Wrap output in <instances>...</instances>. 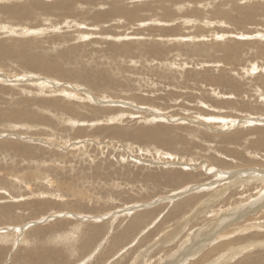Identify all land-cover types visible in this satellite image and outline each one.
<instances>
[{
    "label": "rangeland",
    "instance_id": "374dc122",
    "mask_svg": "<svg viewBox=\"0 0 264 264\" xmlns=\"http://www.w3.org/2000/svg\"><path fill=\"white\" fill-rule=\"evenodd\" d=\"M192 2L0 0V264H264V0Z\"/></svg>",
    "mask_w": 264,
    "mask_h": 264
},
{
    "label": "bare ground",
    "instance_id": "6f19581e",
    "mask_svg": "<svg viewBox=\"0 0 264 264\" xmlns=\"http://www.w3.org/2000/svg\"><path fill=\"white\" fill-rule=\"evenodd\" d=\"M31 1H33V0H31ZM55 1H56V0H55ZM108 1H109V0H108ZM163 1H165V0H163ZM177 1H178V0H177ZM194 1L196 2V0H194ZM227 1H229V0H227ZM35 2H36V1H35ZM106 2H107V1H106ZM114 2H115V1H114ZM148 2H149V1H148ZM172 2H174V1H172ZM181 2H182V1H181ZM191 2H192V0H191ZM233 2H234V0H233ZM29 3H30V2H29ZM142 3H143V2H142ZM186 3L188 4V1H187ZM189 3H190V2H189ZM196 3H197V2H196ZM204 3H205V2H204ZM51 4H52V3H51ZM110 4H111V3H110ZM112 4H113V3H112ZM122 4H123V3H122ZM127 4H128V3H127ZM148 4H149V3H148ZM176 4H178V3L176 2ZM182 4H183V2H182ZM192 4H193V2H192ZM192 4H191V5H192ZM199 4H200V3H198V5H199ZM202 4H203V0H202ZM202 4H200L201 7L204 5V4H203V5H202ZM221 4H222V2H221ZM224 4H225V3H224ZM234 4H235V3H234ZM242 4H243V3H242ZM246 4H247V3H246ZM6 5H7V4H6ZM12 5H13V4H12ZM19 5H20V3H19ZM22 5H24V4H22ZM26 5H27V3H25V6H26ZM29 5H30V4H29ZM38 5H39V4H38ZM95 5H96V4H95ZM159 5H160V4H159ZM161 5H162V4H161ZM163 5H164V4H163ZM167 5H168V4H167ZM167 5H166V6H167ZM185 5H186V4H185ZM193 5H194V4H193ZM198 5H197V6H198ZM2 6H5V5H2ZM10 6H11V5H10ZM10 6H6V7H7V8L9 7V10H11V9H10ZM13 6H14V5H13ZM25 6H24V7H21V6H20V9H19V6H17V7H12V9H13L12 11H16V13L19 12V14L26 13V12H27V11H26V8H27V9H30V7H29V6H26V7H25ZM30 6H31V5H30ZM119 6H121V5H119ZM126 6H127V5H126ZM131 6H132V5H131ZM134 6H135V5H134ZM134 6H133V7H134ZM142 6H143V5H142ZM168 6H169V5H168ZM171 6H173V5H171ZM176 6H178V5H176ZM176 6H175V8H176ZM197 6H196V7H197ZM204 6H207V4L204 5ZM216 6H218V5H216ZM235 6H236V5H234L233 8H234V10H237L239 7H235ZM237 6H239V5H237ZM6 7H2V8H5V9H6ZM28 7H29V8H28ZM31 7H32V6H31ZM135 7H136V6H135ZM180 7H181V4H180ZM190 7H191V6H190ZM250 7H251V6H250ZM0 8H1V6H0ZM110 8H112V7L110 6ZM140 8H141V7L137 8V9H140ZM142 8H143V7H142ZM144 8H145V7H144ZM152 8H153V7H152ZM158 8H159V7H158ZM172 8L174 9V7H172ZM177 8H179V7H177ZM183 8H185V7L183 6L182 9H183ZM210 8H211V7H210ZM35 9H36V8H35ZM101 9H104V8L101 7ZM114 9H115V8H114ZM131 9H134V8H131ZM164 9H167V8L164 7ZM164 9H163V10H164ZM193 9H196V8H193ZM198 9H200V8H198ZM203 9H204V8H203ZM203 9H202V10H203ZM207 9H208V8H207ZM207 9H205V10H207ZM3 10H4V9H3ZM30 10H33V9H30ZM39 10H40V9H39ZM95 10H97V9H95ZM108 10H109V9H108ZM112 10H113V8H112ZM115 10H116V9H115ZM115 10H114V11H115ZM140 10H141V9H140ZM147 10H148V9H147ZM157 10H158V9H157ZM157 10H156V11H157ZM170 10H171V9H170ZM170 10L167 9V11H170ZM185 10H186V9H185ZM191 10H192V8H191ZM234 10H233V11H234ZM33 11H34V10H33ZM36 11H37V9H36ZM132 11H133V10H132ZM132 11H131L130 13H132ZM135 11H138V10L135 9ZM151 11H152V9H151ZM179 11H181V8H180L177 12H179ZM186 11H187V10H186ZM186 11H185V12H186ZM193 11H194V14H195V10H193ZM210 11H211V9H210ZM222 11H223V10H222ZM222 11H221V12H222ZM233 11H232L230 14H232ZM241 11H242V10H241ZM253 11H254V12H257V13L261 12V10H260L259 8H257L256 6L251 7L250 10H247L246 8L244 9V12H246V13H245V14H246V17H248V18H250V16H251L250 14H254ZM8 12H9V11H8ZM101 12H102V11H101ZM117 12H118V11H117ZM133 12H134V11H133ZM154 12H155V11H154ZM163 12H164V11H163ZM171 12H172V11H170V13H171ZM198 12H199V11H198ZM198 12L196 11V13H198ZM238 12H239V11H238ZM27 13H28V12H27ZM103 13H106V11H104ZM110 13H111V15L113 14L112 12H110ZM134 13H135V12H134ZM158 13H159V12H158ZM161 13H162V12H161ZM180 13H182V12H180ZM188 13H191V11L188 12ZM199 13H201V12H199ZM215 13H216V12H215ZM225 13H226V11H225ZM242 13H243V12H242ZM118 14H119V12H118ZM127 14H128V13H127ZM132 14H133V13H132ZM137 14H138V13H137ZM141 14H142V13H140V15H141ZM143 14H144V13H143ZM146 14H147V13H146ZM148 14H150V13H148ZM156 14H157V12H156ZM165 14L168 15L169 13H165ZM184 14H186V13H184ZM191 14H192V16H193V13H191ZM191 14H190V15H191ZM239 14H240V13H239ZM94 15H95V13L93 14V16H94ZM100 15H101V13H100ZM111 15H109V17H110ZM144 15H145V14H144ZM151 15H152V14H151ZM159 15H160V14H159ZM171 15H172V14H171ZM228 15H229V14H228ZM98 16H99V15H98ZM103 16H104V15H103ZM135 16H136V15H135ZM142 16H143V15H142ZM153 16H154V15H153ZM160 16H161V15H160ZM221 16H222V15H221ZM235 16H236V15H235ZM255 16H256V15H255ZM94 17H95V16H94ZM105 17H107V15H106ZM113 17H114V16H113ZM145 17H146V16H145ZM149 17H150V16H149ZM163 17H164V15L162 16V18H163ZM212 17H213V16H212ZM218 17H219V15H218ZM228 17H229V16H228ZM233 17H234V16H233ZM233 17H232V18H233ZM236 17H237V16H236ZM241 17H243V16H241ZM126 18H129V17H126ZM136 18H137V17H136ZM136 18H135V21H138V19L136 20ZM138 18H140V16H139ZM165 18H166V17H165ZM173 18H174V17H173ZM176 18H177V17H176ZM178 18H179V17H178ZM178 18H177V19H178ZM182 18H183V17H182ZM210 18H211V17H210ZM216 18H217V17H216ZM216 18H215V19H216ZM224 18H225V17H224ZM251 18H252V16H251ZM251 18H250V19H251ZM92 19H95V18L92 17ZM116 19H118V18H116ZM122 19H123V18H122ZM131 19H132V18H131ZM146 19H147V18H146ZM157 19H158V18H157ZM159 19H160V18H159ZM177 19H176V20H177ZM184 19H186V17H185ZM190 19H191V18H190ZM190 19H189V20H190ZM192 19L194 20V18H192ZM197 19H198V18H197ZM200 19H201V18L199 17V21H200ZM222 19H223V18H222ZM226 19H227V18H226ZM236 19H237V18H236ZM253 19H254V15H253ZM97 20H98V19H97ZM120 20H121V18H120ZM124 20H125V19H124ZM127 20H128V19H127ZM139 20H140V19H139ZM142 20H143V19H142ZM147 20H148V19H147ZM151 20H152V19H151ZM153 20L155 21L154 18H153ZM161 20H163V19H161ZM179 20H180V18H179ZM195 20H196V19H195ZM220 20H221V19H220ZM224 20H225V19H224ZM237 20H238V19H237ZM55 21H56V20H55ZM86 21H87V20H86ZM88 21H89V20H88ZM90 21H92V20H90ZM90 21H89V23H90ZM104 21H105V20H104ZM118 21H119V20H118ZM128 21H129V20H128ZM159 21H160V20H159ZM163 21H164V20H163ZM174 21H175V20H174ZM174 21H172V22H174ZM187 21H188V20H187ZM191 21H192V20H191ZM240 21H241V20H240ZM242 21H243V18H242ZM245 21H246V20H245ZM247 21H249V19H248ZM52 22H53V21H52ZM52 22H51V24H52ZM130 22H131V21H130ZM170 22H171V21H170ZM177 22H178V21H177ZM180 22H181V21H180ZM182 22L184 23V21H182ZM182 22H181L180 24H182ZM235 22H236V21H235ZM58 23H59V22H58ZM58 23H57V25H58ZM89 23H88V24H89ZM94 23H96V22H94ZM103 23H104V22H103ZM110 23H111V22H110ZM124 23H126V22L124 21ZM136 23H137V22H136ZM140 23H141V22H140ZM143 23H144V20H143ZM146 23H147V22H146ZM157 23H160V22H157ZM193 23H194V22H193ZM204 23H205V22H204ZM242 23H243V22H242ZM38 24H39V23H38ZM61 24H62V23H61ZM91 24L93 25V23H90V25H91ZM96 24H97V23H96ZM121 24H123V23H120V26H121ZM163 24H164V23H163ZM175 24H176V23H175ZM186 24H187V23H186ZM189 24H190V22H189ZM197 24H198V23H197ZM236 24H237V22H236ZM238 24L241 25V23H238ZM54 25H56V24L54 23ZM62 25H66V23H65V24L63 23ZM67 25H68V23H67ZM67 25H66V26H67ZM94 25H95V24H94ZM94 25H93V26H94ZM104 25H105V24H104ZM108 25H109V24L107 23L106 26H108ZM110 25H111V24H110ZM116 25H117V23H116ZM125 25H126V24H125ZM128 25H129V24H128ZM168 25H169V24H168ZM176 25H177V24H176ZM178 25H179V23H178ZM178 25H177V27H178ZM182 25H183V24H182ZM184 25H185V23H184ZM195 25H196V23H195ZM198 25H199V24H198ZM198 25H196V26H198ZM200 25H201V24H200ZM203 25H204V24H203ZM203 25H202V26H203ZM50 26H52L53 28L57 27V26L54 27L53 25H50ZM66 26H65V27H66ZM71 26H72V25H71ZM80 26H81V25H80ZM84 26H85V25H84ZM100 26H101V25H100ZM131 26H132V22H131ZM162 26L165 27L164 25H162ZM171 26H172V25H171ZM180 26H181V25H180ZM191 26H192V25H191ZM202 26H201V27H202ZM34 27H35V26H34ZM37 27H39V26H37ZM40 27H41V26H40ZM44 27H45V26H44ZM52 27H50V28H52ZM58 27H59V26H58ZM60 27H61V25H60ZM69 27H70V26H69ZM69 27H68V28H69ZM78 27H79V26H78ZM85 27H86V26H85ZM87 27H89V26H87ZM90 27H92V26H90ZM97 27H98V26H97ZM108 27H109V26H108ZM116 27H117V26H116ZM126 27H128V26H126ZM136 27H137V26H136ZM138 27H139V26H138ZM160 27H161V26H160ZM172 27H174V26H172ZM199 27H200V26H199ZM199 27H198V28H199ZM66 28H67V27H66ZM70 28H71V27H70ZM80 28H81V27H80ZM92 28H93V27H92ZM94 28H95V27H94ZM106 28H107V27H106ZM111 28H112V27H111ZM111 28H110V29H111ZM139 28H141V27H139ZM165 28H166V27H165ZM185 28H186V27H185ZM202 28H203V27H202ZM208 28H209V27H208ZM27 29H28V28H27ZM36 29H37V28H35V30H36ZM163 29H164V28H163ZM176 29H177V28H176ZM68 30H69V29H68ZM100 30H101V29H100ZM107 30H108V29H107ZM107 30H106V31H107ZM138 30H139V29H138ZM179 30H180V29H179ZM103 31H104V30H103ZM109 31H110V30H109ZM119 31H120V29H119ZM119 31H118V32H119ZM181 31H182V30H181ZM118 32H117V33H118ZM125 32H126V31H125ZM102 33H103V32H102ZM171 33H172V32H171ZM97 34H98V33H97ZM105 34H106V32H105ZM196 34H197V33H196ZM196 34H195V35H196ZM158 35H159V34H158ZM180 35H181V34H180ZM195 35H194V36H195ZM197 35H198V34H197ZM216 35H217V34H216ZM233 35H234V34H233ZM87 36H88V34H87ZM98 36H99V35H98ZM199 36H200V35H199ZM263 36H264V35H263ZM57 37H58V36H57ZM113 37H114V36H113ZM118 37H119V36H118ZM142 37H143V36H142ZM144 37H146V36H144ZM148 37H149V36H148ZM173 37H174V36H173ZM195 37H196V36H195ZM197 37H198V36H197ZM201 37H204L203 34L200 36V38H201ZM249 37H250V36H249ZM68 38H69V37H68ZM104 38H105V37H104ZM106 38H107V37H106ZM157 38H159V37L157 36ZM165 38H167V37H165ZM192 38H194V37H192ZM241 38H242V37H241ZM66 39H67V38H66ZM79 39H80V38H79ZM82 39H83V38H82ZM113 39H114V38H113ZM162 39H163V38H162ZM98 40H99V39H98ZM100 40H101V39H100ZM102 40H103V39H102ZM194 40H195V39H194ZM125 41H126V40H125ZM180 41H181V40H180ZM1 42H2V41H1ZM98 42H100V41H98ZM118 42H119V40H118ZM118 42H117L116 44H117V46H120L121 43L118 44ZM172 42H173V41H172ZM182 42H183V41H182ZM5 43H6V42H4V45H5ZM84 43H85V42H84ZM90 43H91V42H90ZM1 44H3V43H1ZM1 44H0V46H1ZM6 44H7V43H6ZM40 44H41V43H40ZM124 44H126V43H123V45H124ZM129 44H132V43L130 42V43H128V45H129ZM138 44H139V43H138ZM140 44H141V43H140ZM179 44H180V43H179ZM179 44H178V45H179ZM79 45L82 46V44H79ZM83 45H84V44H83ZM87 45H88V44H87ZM111 45L113 46L112 43H111ZM126 45H127V44H126ZM143 45H144V44H143ZM143 45H141V46H143ZM151 45H152V43H151ZM169 45H170V44H169ZM7 46H8V45H7ZM68 46H69V45H68ZM73 46H74V45H73ZM114 46H115V45H114ZM114 46H113V47H114ZM134 46H135V45H134ZM156 46H157V45H156ZM170 46H172V45H170ZM2 47H3V45H2ZM2 47H1V48H2ZM5 47H6V46H5ZM5 47H4V48H5ZM69 47H70V46H69ZM77 47H80V46H77ZM77 47H76V48H77ZM110 47H111V46H110ZM129 47H130V46H129ZM132 47H133V46H131V49H132V50H133V48H136V47H133V48H132ZM143 47H145V46H143ZM143 47H142V48H143ZM146 47H147V45H146ZM165 47H166V46H165ZM180 47H181V46H180ZM4 48H3V49H4ZM7 48H10V46H9V47H6V49H7ZM21 48H22L21 51H23L24 48H23V47H21ZM70 48H71V47H70ZM86 48H87V47H86ZM117 48H118V47H117ZM119 48H120V47H119ZM122 48L124 49L125 47L122 46ZM161 48H162V47H161ZM6 49H5V51L7 52L9 49H7V50H6ZM72 49H74V47H73ZM136 49H137V48H136ZM143 49H144V48H143ZM147 49H150V48H149V45H148V48H147ZM158 49H159V48H158ZM167 49H168V48H167ZM208 49H209V48H208ZM228 49H230V47H229ZM232 49H233V47H232ZM11 50L13 51V49H11ZM14 50H15V49H14ZM63 50H64V48H63ZM66 50H67V48L64 50V52H65ZM126 50H127V49H126ZM128 50H129V49H128ZM139 50H140V49H139ZM141 50H142V49H141ZM165 50H166V49H165ZM230 50H231V49H230ZM24 51H25V50H24ZM109 51H112V50L109 49ZM117 51H119V50H117ZM129 51H130V50H129ZM151 51H152V50H151ZM151 51H150V52H151ZM153 51H154V50H153ZM162 51H163V50H162ZM162 51H161V52H162ZM9 52H10V51H9ZM9 52H8V53H9ZM19 52H20V51H19ZM66 52L68 53V50H67ZM113 52H114V50H113ZM113 52H112L111 54H113ZM137 52H138V51H137ZM164 52H166V51H164ZM164 52H163V53H164ZM8 53H7V54H8ZM67 53H66V54H67ZM115 53H116V51H115ZM124 53H125V52H124ZM127 53H128V52H126V54H127ZM134 53H135V52H134ZM134 53H133V54H134ZM143 53H146V52H143ZM156 53H157V52H156ZM163 53H162V54H163ZM179 53L181 54V50H180ZM202 53H203V52H202ZM5 54H6V53H5ZM9 54H10V53H9ZM11 54H12V52H11ZM16 54H17V53H16ZM24 54H25V53H24ZM24 54H23V55H24ZM116 54H117V53H116ZM121 54H123V51H122ZM149 54H150V53H149ZM167 54H168V53H167ZM171 54H173V53H171ZM26 55H27V54H26ZM26 55H25V56H26ZM129 55H130V54L128 53V56H129ZM136 55H137V54H136ZM141 55H142V53H141ZM143 55H144V57H145V54H143ZM154 55H155V53H154ZM8 56H9V55H8ZM8 56H5V57H8ZM11 56H12V55H11ZM25 56H24V58H27V57H25ZM29 56H30V55H29ZM118 56H119V55H118ZM124 56H125V55H124ZM131 56H132V55H131ZM147 56H148V55H147ZM149 56H150V55H149ZM160 56H161V54L159 55V57H160ZM134 57H135V55H134ZM137 57H138V56H137ZM151 57H152V55H151ZM153 57L155 58L156 56H153ZM171 57H172V56H171ZM181 57H182V56H181ZM3 58H4V57H3ZM8 58H10V57H8ZM20 58H22L21 60L24 59V58L22 57V54H21ZM31 58H33V57H31ZM36 58H38V59H40V61H42L41 58H39V57H36ZM36 58H35V59H36ZM156 58H158V57H156ZM166 58H167V56H166ZM169 58H170V56H169ZM169 58H168V60L166 59L165 61H169ZM11 59H12V58H11ZM27 59H28V58H27ZM33 59H34V58H33ZM65 59H66V58H65ZM144 59H145V58H144ZM170 59H171V58H170ZM30 60H31V59H30ZM30 60H29V61H30ZM36 60H37V59H36ZM140 60H141V59H140ZM142 60H143V59H142ZM147 60H148V59H147ZM147 60H146V61H147ZM23 61H24V63H25V60H23ZM26 61H27V60H26ZM29 61H27L28 64H30ZM37 61H39V60H37ZM137 61H138V60H137ZM155 61H157V59H156ZM31 62H32V61H31ZM43 62H44L45 64L42 63V62H39V63H40L42 66H43V65H46V66H47V64H49L48 62L46 63V61H43ZM51 62H53V61L51 60ZM175 62H176V60H175ZM33 63L35 64L36 61L34 60ZM151 63H152V62H151ZM151 63H150V65H151ZM165 63H166V62H165ZM170 63H172V62H170ZM176 63H177V62H176ZM22 64H23V62H22ZM28 64H27V65H28ZM37 64H38V63H37ZM37 64H35V65H37ZM40 64H39V65H40ZM56 64H57V63H56ZM147 64H148V63H147ZM147 64H146V65H147ZM160 64H161V62H160ZM160 64H159V65H160ZM172 64H174V63H172ZM202 64H203V63H202ZM57 65H58V64H57ZM46 66H45V68H46ZM179 66H180V65H179ZM179 66H177V67H179ZM256 66H257V65H256ZM30 67H31V68H34L35 66L32 67V63H31V66H30ZM58 67H60V66H58ZM84 67H86V66H84ZM165 67H166V66H164L163 70L161 69L162 72L164 71ZM37 68H39V67L37 66ZM40 68H41V66H40ZM47 68H48V71H50V70H49V67H47ZM52 68H55V66L53 65ZM43 69H44V67H43ZM50 69H51V67H50ZM145 69H147V68H145ZM168 69H169V68H168ZM41 70H42V69H41ZM57 70H58V69H57ZM59 70H61V68H60ZM84 70H86V69H83V71H84ZM159 70H160V69H159ZM161 70H160V72H158V73H161V74L164 75L165 72L162 73ZM166 70H167V68H166ZM169 70H172V69H169ZM42 71H43V70H42ZM48 71H47L46 73H49ZM53 71H54V69H53ZM67 71H69V70H67ZM76 71H77V70H76ZM78 71L80 72V70H78ZM81 71H82V69H81ZM87 71H88V70H87ZM157 71H158V70H156V72H157ZM172 71H173V70H172ZM172 71H171V73H173V75H174V72H172ZM256 71H257V69H256ZM54 72H55V71H54ZM63 72H64V71H63ZM84 72H86V71H84ZM84 72H83V74H84ZM202 72H204V71H202ZM50 73H51V71H50ZM58 73H59V72H58ZM61 73H62V72H61ZM65 73H66V74H65ZM65 73H64V75H67L68 72L65 71ZM75 73H76V72H75ZM86 73H87V72H86ZM158 73H157V75H158V78H159V74H158ZM166 73H167V72H166ZM54 74H55V73H54ZM72 74H73V73H72ZM90 74H91V73H90ZM90 74H89V75H90ZM60 75H61V74H60ZM62 75H63V74H62ZM62 75H61V76H62ZM64 75H63V76H64ZM68 75H69V74H68ZM68 75H67V76H68ZM76 75H77V73H76ZM76 75H74V76H76ZM81 75H82V74H81ZM86 75L88 76V74H86ZM86 75H85V76H86ZM104 75H105V74H104ZM104 75H103V76H104ZM165 75H167V74H165ZM204 75H206V74H204ZM67 76H65V77H67ZM105 76H106V75H105ZM105 76H104V77H105ZM168 77H170L169 74H168ZM68 78H69V77H68ZM81 78H82V77H80V79H81ZM90 78H91V77H90ZM105 78H106V77H105ZM161 78H163V77H161ZM45 79H46V78H45ZM70 79H71V77H70ZM72 79L74 80L73 77H72ZM72 79H71V80H72ZM75 79H76V77H75ZM78 79H79V78H78ZM85 79H86V77H85ZM106 79H107V78H106ZM203 79H204V77H203ZM208 79H209V78H208ZM48 80H49V78H48ZM88 80H89V79H88ZM88 80H85V81H88ZM99 80H100V77H99ZM162 80H163V79H162ZM205 80H206V79H205ZM82 82H83V81H82ZM88 82H89V81H88ZM165 82H166V81H165ZM209 83H210V82H209ZM101 84H102V82H101ZM101 84H100V85H101ZM164 84H165V83H164ZM27 85H28V84H27ZM32 85H33V84H32ZM35 85L37 86V84H35ZM46 85H47V84H46ZM160 85L162 86L163 84H161V82H160ZM209 85H210V84H209ZM101 86H103V85H101ZM205 86H206V85H205ZM211 86H214L213 83H212ZM27 87H28V86H27ZM94 87H95V86H94ZM97 87H99V86H97ZM103 87H104V86H103ZM216 87H217V86H216ZM216 87H215V88H216ZM32 88H33V87H32ZM34 88H35V87H34ZM68 88H69V87H68ZM75 88H76V87H75ZM77 88H78V87H77ZM100 88H101V87H100ZM35 89H36V88H35ZM41 90H42V89H41ZM86 92H87V91H86ZM42 94H43V93H42ZM86 94H88V93H86ZM69 95H70V94H69ZM200 95H201V94H200ZM64 96H65V95H64ZM69 97H70V96H69ZM217 100H219V99H217ZM202 101H203V100H202ZM47 102H48V101H47ZM47 102H46V103H47ZM205 102H206V101H205ZM44 103H45V102H44ZM217 103H218V101H217ZM217 103H216V104H217ZM204 104H205V103H204ZM44 105H45V104H44ZM198 106H199V105H198ZM203 109H204V108H203ZM198 110H200V109L197 108V110H196L197 113H198ZM204 111H205V109H204ZM155 112H157V111H155ZM199 112H200V111H199ZM201 112H202V109H201ZM24 113H26V112H24ZM120 116H121V115H120ZM162 116H163V115H162ZM198 116H199V115H198ZM154 117H158V116H154ZM112 118H113V116H112ZM159 118H160V117H159ZM159 118H158V119H159ZM168 118L171 119V117H168ZM173 118H174V117H173ZM173 118H172V120H174ZM163 119H164V118H163ZM176 119H177V117H176ZM182 119H183V118H182ZM167 120H168V119H167ZM44 121H45V120H44ZM176 121H177V120H176ZM202 121H203V120H202ZM228 121H229V120H228ZM228 121H227V122H228ZM244 121H245V120H244ZM250 121H251V120H250ZM255 121H256V120H255ZM257 123H259V122H257ZM81 124H82V123H81ZM260 124H261V123H260ZM260 124H259V125H260ZM154 126H155V125H154ZM184 126H185V125H184ZM149 127H150V126H149ZM152 127H153V126H152ZM156 127H157V126H156ZM159 127H160V126H159ZM182 127H183V126H182ZM145 128L148 129V126L145 127ZM145 128H144V129H145ZM154 128H155V127H154ZM103 129H104V128H103ZM156 129H157V128H156ZM156 129H152V128L150 127V130L147 131L148 133L146 132V135H148V137L159 138V133H160L159 131H160V130H156ZM160 129H161V128H160ZM122 132H123V131H122ZM120 133H121V132H120ZM241 133H242V132H241ZM123 134H125V133H123ZM237 134H239V133H237ZM162 135H163V134H162ZM232 136H233V135H232ZM225 137H226V136H225ZM232 138H233V137H232ZM165 140H166V139H165ZM260 142H261V141H260ZM76 144H77V143H75V145H76ZM71 148H72V147H71ZM165 156H166V155H165ZM258 173H259V171L257 170V171H254L253 174H251V175H253V177H254V176H255L256 178L259 177L260 179L264 180V172L261 171L259 174H258ZM167 174L169 175L170 173H167ZM177 174H179V173H176V174H174V175L172 174L173 176L170 177V179H171L172 181L176 182L175 184H177V182H181V184H182V176H181V175H177ZM226 174H227V173H226ZM224 175H225V174H224ZM237 175H242V174L234 173V174H231V175L229 176V178H231V182H232V183H233V180H234V179L238 180V179L241 178V177H236ZM244 175H245V174H243V176H244ZM249 177H250V176H249ZM168 179H169V178H168ZM225 180H226V179H225ZM256 180H258V179H256ZM253 181H255V179H254ZM174 182H173V183H174ZM183 182H185V181H183ZM169 183H170V182H169ZM257 183H258V182H257ZM263 183H264V181H263ZM178 185H180V184H178ZM212 186H213V185H212ZM209 187H210V186H209ZM205 188H206V187H205ZM254 189H255V188H254ZM245 190H246V189H245ZM192 191H193V190H192ZM249 192H251V191H249ZM238 193H239V192H238ZM178 196H179V195H178ZM230 197H232V196H230ZM230 197H229V198H230ZM197 198H198V197H197ZM199 198H200V197H199ZM229 198H228V200H229ZM236 198H237V197H236ZM238 198H239V196H238ZM230 199H231V198H230ZM193 200H194V199H192V202H194ZM196 200H197V199H196ZM226 200H227V199H226ZM259 200H262V201L264 200V194H263V196H260V199H259ZM234 201H236V200L234 199ZM262 201H261V202H262ZM215 202H216V201H215ZM258 202H260V201H258ZM187 203H189V202H187ZM228 203H229V202H228ZM230 203H231V202H230ZM193 204H194V203H193ZM177 205H178V204H177ZM189 205H190V204H189ZM186 206H187V205H186ZM235 206H237V205H235ZM175 207H176V204H175ZM229 207H230V206H229ZM176 208H177V207H176ZM172 210H173V209H172ZM177 211H178V209H177ZM177 211H176V212H177ZM181 211H182V210H181ZM181 211H180V213H181ZM172 212H173V211H172ZM244 213H245V212H244ZM172 214H174V213H172ZM146 215H147V214H146ZM232 215H233V214H232ZM217 216H218V215H217ZM221 216H223V215H221ZM142 217H143V216H142ZM146 217H147V216H146ZM146 217H145V218H146ZM236 217H237V216H236ZM236 217H235V218H236ZM139 218H140V217H139ZM238 218H239V217H238ZM232 219H233V218H232ZM228 220H229V219H228ZM140 221H141V220H140ZM225 221H226V220H225ZM138 222H139V220H138ZM138 222H137V223H138ZM227 222H228V221H227ZM131 223H132V222H131ZM212 223H213V222H212ZM218 223H219V222H218ZM213 224H214V223H213ZM219 224H220V223H219ZM219 224H218L217 226H216V224H215L214 226L218 227ZM131 225H132V224H131ZM133 225H134V227H135V224H133ZM136 225H137V224H136ZM137 226H138V225H137ZM137 226H136V227H137ZM210 226H212V225L210 224ZM221 226H222V224H221ZM221 226H220V227H221ZM131 227H132V226H131ZM134 227H133V228H134ZM136 227H135V229H136ZM126 228H127V227H126ZM129 228H130V227H129ZM219 229H220V228H219ZM17 230H19V228H17L16 231H17ZM21 231H22V230H21ZM95 231L98 232L99 230H98V229H95ZM130 231H131V230H129V232H130ZM133 231H134V230H133ZM17 232H18V231H17ZM2 233H3V232H2ZM128 234H129V233H128ZM216 235H217V234H216ZM205 236H206V235H205ZM6 237H7V236H6ZM126 237H127V236H126ZM1 238H2V236H1ZM191 238H192V237H191ZM202 238H203V237H202ZM207 238H208V236H206V237L204 238V241H205ZM197 239H198V238H197ZM187 240H188V239H187ZM190 240H191V239H190ZM195 241H196V240H195ZM188 242H189V241H188ZM262 242H263V241H262ZM213 243H214V242H213ZM254 243H255V242H254ZM254 243L252 244L253 246H254ZM256 243H257V244H260L261 241H260V243H258V242H256ZM263 243H264V242H263ZM215 244H216V243H215ZM195 245H196V242H195ZM255 246H256V245H255ZM194 247H195V246H194ZM197 249H198V248H197ZM191 251H192V249H189V248H188L187 252H185L184 254L186 255L187 253H192ZM1 252H2V251H1ZM44 253H45V252H44ZM42 255H44L43 252H42ZM40 256H41V255H40ZM42 257H43V256H42ZM52 257H53V255H52ZM54 257H55V255H54ZM56 257H57V255H56ZM186 257H187V256H186ZM191 257H192V256H191ZM220 257H221V256H220ZM188 258H189V257H188ZM214 258H215V257H214ZM214 258H213L212 260H214ZM253 258H254V257H253ZM40 260H41V258H40ZM204 260H205V259H204ZM41 261H42L44 264H52V262H53V261H52L51 259H49V258H44V259H42ZM205 261H207V259H206ZM205 261H204V262H205ZM208 261H209V260H208ZM54 262H55V261H54ZM54 262H53V263H54ZM196 262H197V261H196ZM202 262H203V260H202ZM212 262H214V261H212ZM56 263H57V262H56ZM192 263H193V262H192ZM194 263H195V262H194ZM251 263H252V262H251ZM188 264H189V263H188ZM195 264H196V263H195ZM202 264H203V263H202ZM204 264H205V263H204Z\"/></svg>",
    "mask_w": 264,
    "mask_h": 264
}]
</instances>
